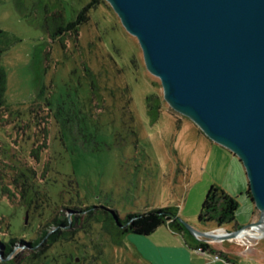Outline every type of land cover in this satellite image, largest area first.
<instances>
[{"label":"rangeland","instance_id":"obj_1","mask_svg":"<svg viewBox=\"0 0 264 264\" xmlns=\"http://www.w3.org/2000/svg\"><path fill=\"white\" fill-rule=\"evenodd\" d=\"M90 1L0 0V264H145L131 238L178 245L169 223L112 237L109 219L158 208L207 245H182L187 264H264V235L190 230L220 235L259 219L244 167L164 100L106 0L78 18ZM212 185L236 198L233 223L199 219ZM66 217L53 244H28Z\"/></svg>","mask_w":264,"mask_h":264},{"label":"water","instance_id":"obj_2","mask_svg":"<svg viewBox=\"0 0 264 264\" xmlns=\"http://www.w3.org/2000/svg\"><path fill=\"white\" fill-rule=\"evenodd\" d=\"M136 38L163 98L244 167L264 221V0H106Z\"/></svg>","mask_w":264,"mask_h":264},{"label":"trees","instance_id":"obj_3","mask_svg":"<svg viewBox=\"0 0 264 264\" xmlns=\"http://www.w3.org/2000/svg\"><path fill=\"white\" fill-rule=\"evenodd\" d=\"M97 0H91L87 6L81 11L78 15H80L88 8L92 7ZM74 23H70L67 27H60L58 31L62 30H70L72 29ZM1 51V50H0ZM4 74L0 70V97L3 94L4 90ZM23 191H27V186H23ZM238 209V202L234 196H231L229 193L224 191L223 189L212 185L207 195L203 201L202 208L200 210L199 219L201 221H213L215 225L221 227L223 224L233 223L235 221V211ZM114 216V217H113ZM112 218L109 219L113 230L112 237L117 235H127L134 234L139 236H147L151 234L155 229H157L160 225L169 223V226L172 231H184L181 223L179 222L177 212L171 210L170 208H158L149 210L140 214H129L123 220L119 219L116 213H113ZM54 224L57 225L58 229L55 232L49 234L47 231H43L41 236L36 237L33 242H29L33 246H37L41 243L44 238L48 239V243H52L56 240L57 234L60 226H68L69 221L67 217L65 219H57L54 221ZM117 231L116 233L114 231ZM115 233V234H114ZM29 234H33V232H29ZM25 235V234H22ZM116 235V236H117ZM7 237V243H5V254L11 252L10 244L13 242V238ZM5 237V238H6ZM197 246L201 248L207 247L206 244L199 242ZM196 246V247H197ZM196 249V248H195Z\"/></svg>","mask_w":264,"mask_h":264},{"label":"crops","instance_id":"obj_4","mask_svg":"<svg viewBox=\"0 0 264 264\" xmlns=\"http://www.w3.org/2000/svg\"><path fill=\"white\" fill-rule=\"evenodd\" d=\"M155 231L156 229L152 233ZM169 235H171V237L178 242V245L174 246L172 245L173 243H170L169 245L153 244L151 241H147L144 238H139V240L134 239V237L131 238L136 248L134 251H137L138 253V259L143 261L145 264H187V260L191 258V253L186 252L184 247L186 245L190 251L197 252L195 250L197 241H195L185 231L174 232L171 230ZM182 245H184V247H182ZM208 245L211 249H213V245Z\"/></svg>","mask_w":264,"mask_h":264},{"label":"bare ground","instance_id":"obj_5","mask_svg":"<svg viewBox=\"0 0 264 264\" xmlns=\"http://www.w3.org/2000/svg\"><path fill=\"white\" fill-rule=\"evenodd\" d=\"M252 230H255V232H251L250 229H245L242 232L239 233L238 237L240 235H249L255 238H258L262 235H264V225L259 224L252 227Z\"/></svg>","mask_w":264,"mask_h":264},{"label":"built area","instance_id":"obj_6","mask_svg":"<svg viewBox=\"0 0 264 264\" xmlns=\"http://www.w3.org/2000/svg\"><path fill=\"white\" fill-rule=\"evenodd\" d=\"M197 250H198V249H196V251H197ZM213 259H214V260H217V259H219V257H218V256H214Z\"/></svg>","mask_w":264,"mask_h":264}]
</instances>
